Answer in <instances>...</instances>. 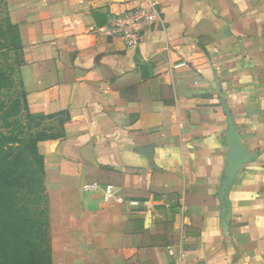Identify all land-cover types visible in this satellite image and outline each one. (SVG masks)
I'll return each mask as SVG.
<instances>
[{
    "label": "crops",
    "instance_id": "obj_1",
    "mask_svg": "<svg viewBox=\"0 0 264 264\" xmlns=\"http://www.w3.org/2000/svg\"><path fill=\"white\" fill-rule=\"evenodd\" d=\"M6 1L30 110L69 115L38 143L53 264H264V0H160L163 24L133 49L107 33L114 0ZM169 45L191 63L173 69ZM228 112L257 156L226 226Z\"/></svg>",
    "mask_w": 264,
    "mask_h": 264
},
{
    "label": "trees",
    "instance_id": "obj_2",
    "mask_svg": "<svg viewBox=\"0 0 264 264\" xmlns=\"http://www.w3.org/2000/svg\"><path fill=\"white\" fill-rule=\"evenodd\" d=\"M0 8L6 9L5 17H0V52L4 51L5 58L0 63V96L6 97V86L14 83L11 78L14 67L9 63L8 54L13 52L17 56L20 50L24 60V46L11 21L6 0L0 2ZM17 64L21 67L23 63L18 59ZM0 109V118L11 128L10 134L0 136V262L53 264L45 159L38 143L62 138L69 115L65 112L50 114L58 117V126L39 129L38 120L47 114L30 110L25 89L23 100L13 96V100L2 102ZM13 188L31 198H8Z\"/></svg>",
    "mask_w": 264,
    "mask_h": 264
},
{
    "label": "built area",
    "instance_id": "obj_3",
    "mask_svg": "<svg viewBox=\"0 0 264 264\" xmlns=\"http://www.w3.org/2000/svg\"><path fill=\"white\" fill-rule=\"evenodd\" d=\"M111 8V17L107 25V33L110 36L121 38L127 48H137L143 35L157 25L163 24L164 17L160 0H114ZM168 56L174 55L177 61H170L173 69L187 66L190 60L184 56L182 47L169 45L166 48ZM91 190H102L103 198L107 202L114 201L117 204H126L130 207L139 206L141 201L129 199L121 194H116V186L113 184L93 183ZM171 251V250H170Z\"/></svg>",
    "mask_w": 264,
    "mask_h": 264
},
{
    "label": "water",
    "instance_id": "obj_4",
    "mask_svg": "<svg viewBox=\"0 0 264 264\" xmlns=\"http://www.w3.org/2000/svg\"><path fill=\"white\" fill-rule=\"evenodd\" d=\"M229 144L228 161L225 167L221 186L219 189V200L221 202L224 224L227 226L231 217L230 210V189L234 183L237 173L244 164L253 161L257 154L247 150L241 141L234 121L228 112V130L226 132ZM151 217V214H150Z\"/></svg>",
    "mask_w": 264,
    "mask_h": 264
},
{
    "label": "rangeland",
    "instance_id": "obj_5",
    "mask_svg": "<svg viewBox=\"0 0 264 264\" xmlns=\"http://www.w3.org/2000/svg\"><path fill=\"white\" fill-rule=\"evenodd\" d=\"M2 0H0L1 2ZM6 15V9L4 8H0V17H5ZM3 52H0V63L5 61V58L3 56ZM2 53V54H1ZM9 63L13 64L14 67V74L12 75V79L14 80L13 86L10 84L7 87V95L5 96H0V106L2 104V102H6L9 101L10 99L13 100V96L14 99H20L23 100V90H24V86L22 84V78L20 75V65L17 64V60L20 59L21 63L24 62L23 60V56L19 50L17 56L14 55V53H9ZM9 82V81H8ZM6 92V91H5ZM10 103V102H9ZM2 114V110L0 109V116ZM39 122V129H42L43 127H57L58 126V117H54L51 116L50 114H48L45 118H41L40 120H38ZM10 130L11 128L8 127L7 125V121L5 119L0 118V136L1 135H6V134H10ZM6 149V148H5ZM1 152V150H0ZM20 191H17V188H13L10 190L9 194H8V198H14L16 200V198H31L28 194H25V196H23V193H19ZM48 192V196H49V201H50V192ZM1 264V262H0Z\"/></svg>",
    "mask_w": 264,
    "mask_h": 264
}]
</instances>
